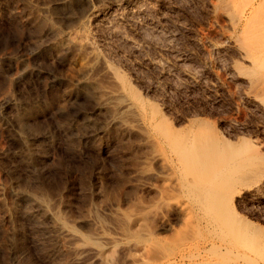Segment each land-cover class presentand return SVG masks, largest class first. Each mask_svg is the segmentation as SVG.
Listing matches in <instances>:
<instances>
[{"label": "rangeland", "instance_id": "374dc122", "mask_svg": "<svg viewBox=\"0 0 264 264\" xmlns=\"http://www.w3.org/2000/svg\"><path fill=\"white\" fill-rule=\"evenodd\" d=\"M129 1L0 0V264H213L195 245L212 235L205 220L264 232V181L220 218L200 208L198 176L175 152L205 123L264 153L226 14L213 0ZM104 60L132 106L104 96L120 86ZM257 262L264 249L244 261Z\"/></svg>", "mask_w": 264, "mask_h": 264}, {"label": "bare ground", "instance_id": "6f19581e", "mask_svg": "<svg viewBox=\"0 0 264 264\" xmlns=\"http://www.w3.org/2000/svg\"><path fill=\"white\" fill-rule=\"evenodd\" d=\"M213 2L216 8L218 7L219 10L220 9L223 10L222 12L226 14L227 20L228 22H230L232 31L229 33L228 37L231 38L230 42L232 44H229V45L235 46L240 56L244 58V60H246L250 65V67L246 69L242 66L239 67L237 65L238 63H236L238 67H235V65L233 66L236 68V72H237L236 75H238V77H240V75L244 77L243 79H245L246 83L248 84V88L246 90V96L248 97L247 99H250L253 103H255V105L264 114V0H213ZM136 4H142V2L141 3L139 2ZM143 6L142 5H136V7L134 6L135 7V10L133 9L134 13L137 12L136 15L137 14L139 15L138 12H141V11L144 12ZM126 16H128V14ZM129 16L131 17L130 14ZM129 16L128 18H130ZM116 34H122L121 36L124 37L121 31H117ZM126 40H127V37H126ZM85 46L88 48L90 47L89 51L93 52L92 55L94 54L95 56H97V54L94 52L95 44L88 42L85 44ZM136 48H138V46ZM102 64H103L102 69H105L106 73L109 74V77L110 78L112 77L113 79H117L116 80L117 82L116 81H113V82L120 84L119 88L117 89L103 90L105 91L104 96L106 94L109 98L110 97H114L115 99L121 98V101H123L127 107L132 106L133 101H131L130 97L127 94V87L125 85V81L123 80L124 78L122 79L119 76L121 78L119 79V77L116 75L118 72L114 70V68L109 64V62L104 60ZM158 67L160 66L158 65ZM234 71L235 70H233V72ZM113 79H110V80L112 81ZM128 90L132 92L129 94L133 96V99L137 100L141 104L142 98L139 95V93L134 88H132V86L130 85H129ZM164 123L160 122L159 125L157 126H159L160 128V125L162 126L164 125ZM198 124H201V122ZM197 125H196V129L198 127L200 128H198L196 132L194 130L195 133L193 134L189 133L188 131V134H186L185 137L177 145L175 152L178 150L177 153H179V155L184 160V161L181 160V162H185L184 166L188 165V170L190 169L189 173H192L193 171V176L194 175L196 176V174L198 176V183L195 185V188L193 187V190H195V192L197 191L196 193L199 196V199L201 202V204H199L200 208H204L206 211L210 213L215 212L214 214H216V216L219 213L220 215L221 214L224 215V212L227 209V207L229 205L235 204L234 201L236 199V196L239 193L243 192L245 188L248 189L249 187H253L251 189L254 190L257 195L263 193L261 192L260 187L263 186L262 183L264 181V178H263L264 172L260 174L259 172H257L258 174H256V172L252 169L254 168V166L256 167L258 163L257 162L258 158H260V160L263 159L261 156L264 155V153L260 155L261 152L255 148L254 149L256 151L253 149L254 151L249 152V145L250 144L252 145V142L251 140L249 141V139H248V142H249L248 143L249 145H248L246 142H244L245 139L238 138V140H240L241 142L240 145L242 144L241 148L234 147L231 141L221 138L212 127L207 126L209 124L205 125V123H202L198 127ZM161 128L163 129V126ZM163 130L159 133L161 134L163 132L164 133L166 132V130L165 131ZM187 130L189 129L187 128ZM162 136H163L162 138L163 140L164 135L162 134ZM168 137L169 135L166 137V139ZM242 137H245V136H242ZM172 141L174 142V139ZM262 143L263 142L261 141L260 144ZM174 145H176V143ZM253 145H255L254 142H253ZM163 164L167 168L169 167L171 169L172 167L171 163L167 160H163ZM258 167H262V166H258ZM251 170L255 172V176H253V173L251 172ZM256 170L258 171V169ZM259 171H262V169L261 170L259 169ZM249 173L252 174L251 179L243 181V179ZM197 176H196V180H197ZM188 180L194 181L193 178L187 179V181ZM181 186L183 188V184H181ZM256 194H254V196ZM254 196L251 195V197L249 196V198H252ZM243 200L245 201V199ZM237 201L239 202L238 199ZM221 216L218 215V217L220 218ZM218 217L217 219L219 221ZM222 218L224 219V217ZM243 218H242V221H243ZM223 219L221 222H223ZM244 221L243 222L237 221L238 224L235 225V223L234 224L225 223V222L214 223L216 221L211 222V221L205 220V222H203V226H206L207 228H209L212 231V235L211 237H209L210 239L208 238L209 240H201L199 243L195 244L196 247L199 248V253L203 255L202 257L207 258L210 261L212 260L213 264H245L244 261L246 257L249 255V251H251L252 249L255 251L256 250L258 251L259 248L264 249V232L262 233L261 232L262 230H260L259 228L253 227L252 229L251 225L249 223L248 224L246 223V219ZM200 225L202 224H199V228H200ZM250 233L253 234L254 239L252 241V245H250L249 247L245 245L246 243L245 240L248 239V235ZM234 237H236V240H234L235 239ZM247 260H250V259H247ZM252 264H256V263H252ZM257 264L259 263L257 262Z\"/></svg>", "mask_w": 264, "mask_h": 264}]
</instances>
